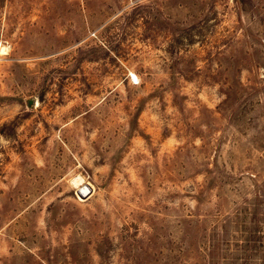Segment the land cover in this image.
Returning a JSON list of instances; mask_svg holds the SVG:
<instances>
[{"label": "rangeland", "instance_id": "374dc122", "mask_svg": "<svg viewBox=\"0 0 264 264\" xmlns=\"http://www.w3.org/2000/svg\"><path fill=\"white\" fill-rule=\"evenodd\" d=\"M254 189L264 0H0V264H230Z\"/></svg>", "mask_w": 264, "mask_h": 264}, {"label": "trees", "instance_id": "16d2710c", "mask_svg": "<svg viewBox=\"0 0 264 264\" xmlns=\"http://www.w3.org/2000/svg\"><path fill=\"white\" fill-rule=\"evenodd\" d=\"M191 27H184V32L186 36H190L189 30ZM257 173L254 174V177ZM227 179H231L233 177L232 173H228ZM259 180L254 178V185L257 184ZM200 197L203 196V190H201ZM253 197H245L244 199L246 206L243 207L241 211H237L236 213L230 214L225 219H220L221 222L212 229L211 233V241L207 245L205 249L208 248V252L202 255L203 258L207 256H211L212 253L215 252V248L218 247L223 248V243L227 240V235L231 233L232 228L236 227L235 230L238 231L239 227H242L246 231L243 238L239 240L245 241V244L241 246L240 255H235L233 261L230 264H263L259 260H264V236L262 235L260 226L258 213L260 211V205L264 203V199L261 196H264V193L261 192V189H254ZM220 214V212H218ZM242 214V215H241ZM217 215V214H216ZM251 223H256L255 228H252ZM220 229V231L218 230ZM238 240V239H237ZM218 254L220 255L219 259L216 261V264H228L227 256L222 252ZM201 256V253L198 252V256ZM256 255L259 257L257 261H253ZM242 258V261L238 262V260ZM199 260V259H198ZM226 260V261H223ZM200 262L197 261V264Z\"/></svg>", "mask_w": 264, "mask_h": 264}, {"label": "water", "instance_id": "95a60500", "mask_svg": "<svg viewBox=\"0 0 264 264\" xmlns=\"http://www.w3.org/2000/svg\"><path fill=\"white\" fill-rule=\"evenodd\" d=\"M90 191V190H89ZM89 191H88V193H89Z\"/></svg>", "mask_w": 264, "mask_h": 264}]
</instances>
